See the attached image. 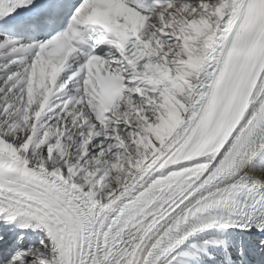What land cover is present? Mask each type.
<instances>
[{
	"label": "snow or ice",
	"instance_id": "snow-or-ice-1",
	"mask_svg": "<svg viewBox=\"0 0 264 264\" xmlns=\"http://www.w3.org/2000/svg\"><path fill=\"white\" fill-rule=\"evenodd\" d=\"M0 264H264V0H0Z\"/></svg>",
	"mask_w": 264,
	"mask_h": 264
}]
</instances>
